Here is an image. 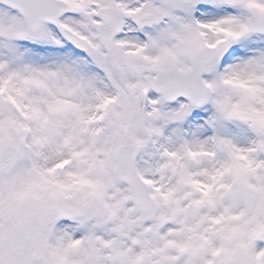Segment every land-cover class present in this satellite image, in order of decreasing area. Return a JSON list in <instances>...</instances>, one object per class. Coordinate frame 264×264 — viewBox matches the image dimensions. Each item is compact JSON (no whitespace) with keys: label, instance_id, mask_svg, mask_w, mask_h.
Wrapping results in <instances>:
<instances>
[{"label":"snow or ice","instance_id":"obj_1","mask_svg":"<svg viewBox=\"0 0 264 264\" xmlns=\"http://www.w3.org/2000/svg\"><path fill=\"white\" fill-rule=\"evenodd\" d=\"M0 264H264V0H0Z\"/></svg>","mask_w":264,"mask_h":264}]
</instances>
